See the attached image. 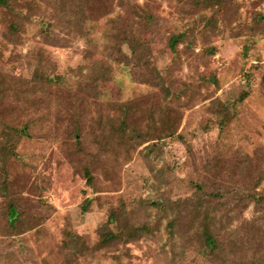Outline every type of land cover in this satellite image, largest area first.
I'll use <instances>...</instances> for the list:
<instances>
[{
  "label": "rangeland",
  "instance_id": "374dc122",
  "mask_svg": "<svg viewBox=\"0 0 264 264\" xmlns=\"http://www.w3.org/2000/svg\"><path fill=\"white\" fill-rule=\"evenodd\" d=\"M0 264H264V0L0 4Z\"/></svg>",
  "mask_w": 264,
  "mask_h": 264
},
{
  "label": "trees",
  "instance_id": "16d2710c",
  "mask_svg": "<svg viewBox=\"0 0 264 264\" xmlns=\"http://www.w3.org/2000/svg\"><path fill=\"white\" fill-rule=\"evenodd\" d=\"M201 1H203V0H201ZM204 1H206V0H204ZM219 1H220V3L222 2V0H219ZM7 2H8V0H0V4H5ZM176 40H177V38L174 39V42ZM172 46H174V43L172 44ZM245 96H246L245 93H243L240 97V100H243L245 98ZM10 206L12 207L13 205H10ZM114 218H115V215L112 214L108 220V223L105 225L106 227L103 229V231L101 233V237H100V240L98 243L101 248L112 243L118 236L117 232L109 227V224H112L113 221L115 220ZM144 226H146V225H144ZM142 229H145V228L142 227ZM128 232L130 233V231H128ZM204 235H205V247L204 248H205V250H208V253H207L208 255H212L213 252L219 246L217 239L210 232V228L208 230H205ZM70 237H69V240H70ZM77 241L78 240L76 239L75 241H71V243L76 245Z\"/></svg>",
  "mask_w": 264,
  "mask_h": 264
}]
</instances>
